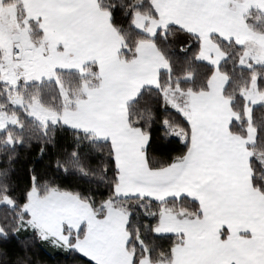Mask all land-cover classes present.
Segmentation results:
<instances>
[{
    "label": "snow or ice",
    "instance_id": "obj_1",
    "mask_svg": "<svg viewBox=\"0 0 264 264\" xmlns=\"http://www.w3.org/2000/svg\"><path fill=\"white\" fill-rule=\"evenodd\" d=\"M0 264H264V0H0Z\"/></svg>",
    "mask_w": 264,
    "mask_h": 264
}]
</instances>
